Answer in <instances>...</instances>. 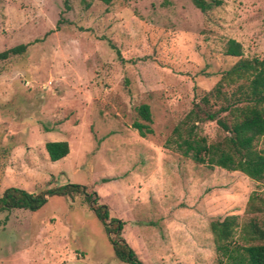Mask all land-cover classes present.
I'll list each match as a JSON object with an SVG mask.
<instances>
[{
	"label": "rangeland",
	"instance_id": "1",
	"mask_svg": "<svg viewBox=\"0 0 264 264\" xmlns=\"http://www.w3.org/2000/svg\"><path fill=\"white\" fill-rule=\"evenodd\" d=\"M0 0V196L70 183L94 190L143 264H221L210 221L245 213L264 180L194 162L169 139L236 60L264 57V0ZM219 1V3H215ZM152 133L132 126L145 122ZM209 139L222 135L200 124ZM67 141L51 161L47 141ZM264 218V215H262ZM0 264H129L81 195L0 212Z\"/></svg>",
	"mask_w": 264,
	"mask_h": 264
},
{
	"label": "trees",
	"instance_id": "2",
	"mask_svg": "<svg viewBox=\"0 0 264 264\" xmlns=\"http://www.w3.org/2000/svg\"><path fill=\"white\" fill-rule=\"evenodd\" d=\"M110 4L112 0H100ZM201 11L212 7V2L192 0ZM66 8L68 0H63ZM219 3V1H215ZM27 44L0 51V61L25 51ZM224 53L237 60L226 69L212 88L204 92L174 126L169 143L183 156L210 167L240 171L249 178L264 180V57L244 56L240 42L230 38ZM138 114L145 122L135 120L132 126L139 135L152 133L149 105L140 104ZM213 121L223 134L209 139L201 133L200 124ZM45 149L51 161L66 156L67 141H47ZM254 191L248 198L245 213L230 214L210 221V229L221 264H264V189ZM74 198L81 195L108 233L115 257L129 264H143L122 236L125 222L111 216L107 204L99 201L94 190L78 183L46 188L39 192L10 186L0 196V212L11 209L37 210L50 196Z\"/></svg>",
	"mask_w": 264,
	"mask_h": 264
}]
</instances>
